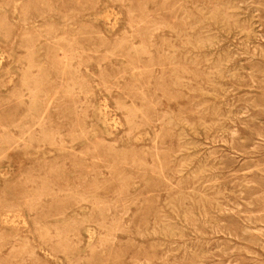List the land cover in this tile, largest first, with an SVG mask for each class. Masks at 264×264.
<instances>
[{"label": "rangeland", "instance_id": "374dc122", "mask_svg": "<svg viewBox=\"0 0 264 264\" xmlns=\"http://www.w3.org/2000/svg\"><path fill=\"white\" fill-rule=\"evenodd\" d=\"M0 45V264H264V0H0Z\"/></svg>", "mask_w": 264, "mask_h": 264}, {"label": "bare ground", "instance_id": "6f19581e", "mask_svg": "<svg viewBox=\"0 0 264 264\" xmlns=\"http://www.w3.org/2000/svg\"><path fill=\"white\" fill-rule=\"evenodd\" d=\"M110 10V9H109ZM112 11V10H111ZM136 11V10H135ZM186 11V10H185ZM116 12V11H115ZM107 14H109L108 12H107ZM115 14V13H114ZM105 16V15H104ZM117 16V15H116ZM112 17V14H111V16H110V18ZM119 17V16H118ZM122 17V16H121ZM108 18V17H107ZM109 19V18H108ZM117 19V18H116ZM105 20H106V18H105ZM115 21V20H114ZM109 22V21H108ZM118 22V21H117ZM115 23V22H114ZM113 24V23H112ZM113 28V27H112ZM115 29V28H114ZM216 32V31H215ZM131 33V32H130ZM205 33V32H204ZM214 34V33H213ZM261 35V34H260ZM213 36V35H212ZM210 37V36H209ZM124 42L126 41V40H123ZM67 42V41H66ZM129 42V41H128ZM222 43V42H221ZM219 44V43H218ZM132 45V44H131ZM1 46V45H0ZM133 47V46H132ZM4 48H5V46H4ZM209 48V47H208ZM7 49V48H6ZM126 53H128L127 51H126ZM3 54V53H2ZM7 54H8V52H7ZM125 55V54H124ZM190 56V55H189ZM2 59V58H1ZM207 59V58H206ZM206 59H205V62H206ZM220 60V59H219ZM2 61V60H1ZM207 64V63H206ZM2 65V64H1ZM147 66V65H146ZM150 67V66H149ZM148 68V67H147ZM77 69V68H76ZM79 70V69H78ZM238 71V70H237ZM88 72V71H87ZM239 72V71H238ZM222 74V73H221ZM189 75V74H188ZM163 77V76H162ZM12 78H14L13 77V75H12ZM140 78V77H139ZM193 79V78H192ZM10 80V79H9ZM9 82H11V81H9ZM8 82V83H9ZM142 82V81H141ZM13 83V82H12ZM137 84V83H136ZM143 84V83H142ZM8 85V84H7ZM96 85H97V83H96ZM6 86V85H5ZM4 86V87H5ZM3 87V86H2ZM225 88V87H224ZM5 89V88H4ZM23 89V88H22ZM99 89V88H98ZM195 92V91H194ZM234 93H236V92H234ZM115 94H117V93H115ZM45 95V94H44ZM181 95V94H180ZM146 96V95H145ZM160 96H162V95H160ZM170 96V95H169ZM216 98V97H215ZM107 100V99H106ZM106 100H104V101H106ZM139 101V100H138ZM233 101V100H232ZM103 102V101H102ZM136 102V101H135ZM107 102H105V104H106ZM104 105V104H103ZM131 105H132V103H131ZM150 105V104H149ZM247 105V104H246ZM106 106H108L107 104H106ZM101 107V106H100ZM127 107V106H126ZM156 107V106H155ZM102 108V107H101ZM100 108V109H101ZM108 108V107H107ZM103 109V108H102ZM109 109V108H108ZM219 109V108H218ZM256 109V108H255ZM180 110V109H179ZM254 110V109H253ZM42 111V110H41ZM40 112V111H39ZM101 112V111H100ZM105 112V111H104ZM147 112V111H146ZM102 113V112H101ZM110 113V112H109ZM112 114V113H111ZM113 114H115V112L113 113ZM103 115V114H102ZM106 115V114H105ZM170 115V114H169ZM230 115V114H229ZM172 116V115H171ZM103 117V116H102ZM166 117V116H165ZM104 118V117H103ZM115 118V117H114ZM117 118V117H116ZM107 119V118H106ZM109 119V118H108ZM170 119V118H169ZM104 121V120H103ZM109 121V120H108ZM107 121V122H108ZM114 121H115V119H114ZM117 122V121H116ZM113 123V122H112ZM118 123V122H117ZM116 123V124H117ZM109 124V123H108ZM110 125V124H109ZM115 125V124H114ZM103 126H107V123H106V125H103ZM119 126H121V125H119ZM122 127V126H121ZM120 127V128H121ZM192 127V126H191ZM112 127L110 126V129H111ZM150 128V127H149ZM213 128V127H212ZM113 129V128H112ZM111 129V130H112ZM115 129V128H114ZM40 131V130H39ZM183 131V130H182ZM204 131V130H203ZM115 132H116V130H115ZM148 133V132H147ZM96 134V133H95ZM145 134V133H144ZM146 135V134H145ZM144 135V136H145ZM149 135V134H148ZM147 135V136H148ZM139 136V135H138ZM150 137V136H149ZM142 138V137H141ZM157 138V137H156ZM146 138H144V140H145ZM138 140V139H137ZM143 140V139H142ZM136 141V140H135ZM242 141V140H241ZM150 142H151V140H150ZM136 150V149H135ZM180 151V150H179ZM50 154V153H49ZM52 155V154H51ZM50 156V155H49ZM25 157V156H24ZM23 157V158H24ZM22 158V159H23ZM25 159V158H24ZM21 163V162H20ZM20 165V164H19ZM21 165H22V163H21ZM7 170V169H6ZM13 170V169H12ZM3 171V170H2ZM10 171V170H9ZM122 171V170H121ZM5 173H6V171H5ZM4 174V173H3ZM7 175V174H6ZM1 176H3V175H1ZM4 178V177H3ZM5 178H7V177H5ZM137 186H140V185H137ZM199 195V194H198ZM63 199V198H62ZM98 205H100V204H97V206ZM20 209V208H19ZM18 209V210H19ZM84 209V208H83ZM87 210V209H86ZM85 210V211H86ZM1 211V210H0ZM2 212H4L3 210H2ZM13 213H14V211H12ZM18 212H20V211H18ZM28 212V211H27ZM9 213V212H8ZM1 214V213H0ZM21 214H22V212H21ZM13 215V214H12ZM15 215H16V213H15ZM19 215V214H18ZM2 216H4V215H2ZM11 216V215H10ZM10 216H9V219H10ZM20 216V215H19ZM23 216V215H22ZM185 216V215H184ZM7 217V216H6ZM13 217H15L14 215H13ZM18 217V216H17ZM3 218V217H2ZM8 218V217H7ZM7 218H3L2 220H4V219H7ZM19 218H22L21 216L19 217ZM1 219V218H0ZM5 220V221H10V220ZM11 219H13V218H11ZM22 220V219H21ZM20 220V221H21ZM24 220V219H23ZM19 221V220H18ZM17 221V222H18ZM26 221V220H25ZM27 222V221H26ZM186 222V221H185ZM4 223H6V222H4ZM14 223V222H13ZM20 223V222H19ZM22 223H24V222H21V224L20 225H22L23 226V224ZM15 224H17V223H15ZM26 224V223H25ZM6 225H8V223L6 224ZM12 225V227H14V228H16L15 226H13V224H11ZM10 225V226H11ZM20 225H18V226H20ZM26 226H28L27 224H26ZM29 227V226H28ZM7 228V227H6ZM90 228V227H89ZM10 229V228H9ZM22 229V228H21ZM28 229V228H27ZM93 229V228H92ZM11 230V229H10ZM15 230V229H14ZM29 230V229H28ZM87 230H88V228H87ZM11 231H13V230H11ZM17 231V230H16ZM164 231H165V229H164ZM15 232V231H14ZM89 232V231H88ZM27 233V232H26ZM90 233V232H89ZM93 233V232H92ZM92 233H91V237H92ZM120 233V232H119ZM24 234H25V232H24ZM29 234H30V232H29ZM27 235H28V233H27ZM25 236V235H24ZM95 237V236H94ZM89 239H91V238H89ZM88 242V241H87ZM91 242V241H90ZM87 246H88V244H87ZM185 252V251H184ZM47 253V252H46ZM197 253V252H196ZM52 258V257H51Z\"/></svg>", "mask_w": 264, "mask_h": 264}]
</instances>
